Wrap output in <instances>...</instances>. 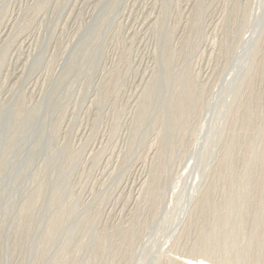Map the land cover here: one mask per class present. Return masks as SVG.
<instances>
[{
  "label": "rangeland",
  "instance_id": "374dc122",
  "mask_svg": "<svg viewBox=\"0 0 264 264\" xmlns=\"http://www.w3.org/2000/svg\"><path fill=\"white\" fill-rule=\"evenodd\" d=\"M0 264H264V0H0Z\"/></svg>",
  "mask_w": 264,
  "mask_h": 264
}]
</instances>
